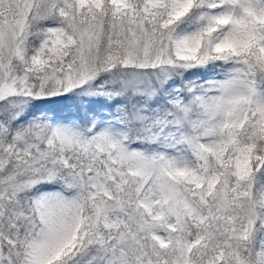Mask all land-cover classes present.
<instances>
[{
  "label": "snow or ice",
  "instance_id": "1",
  "mask_svg": "<svg viewBox=\"0 0 264 264\" xmlns=\"http://www.w3.org/2000/svg\"><path fill=\"white\" fill-rule=\"evenodd\" d=\"M0 264H264V0H0Z\"/></svg>",
  "mask_w": 264,
  "mask_h": 264
}]
</instances>
